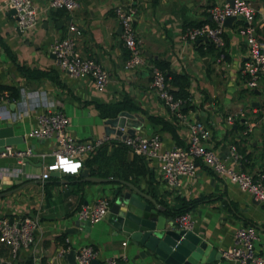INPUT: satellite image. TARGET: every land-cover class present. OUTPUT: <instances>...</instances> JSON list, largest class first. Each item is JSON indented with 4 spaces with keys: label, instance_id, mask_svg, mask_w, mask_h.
Wrapping results in <instances>:
<instances>
[{
    "label": "crops",
    "instance_id": "crops-1",
    "mask_svg": "<svg viewBox=\"0 0 264 264\" xmlns=\"http://www.w3.org/2000/svg\"><path fill=\"white\" fill-rule=\"evenodd\" d=\"M6 1L0 0V87L14 88L18 97L10 92L15 101L0 110V150L5 146L14 149L29 146L34 155L26 158L24 164L14 156L0 157V167L19 168L24 172L17 177H0V218L39 212L40 223L34 241L21 248L16 258H12L9 248L0 243V264H26L28 260L33 264H75V256H70V252L85 244L94 246L97 251L95 259L102 264L107 258L115 259L116 264H133V258L138 256L140 249L131 245L130 240L108 221L109 212L103 220L90 221L88 225L86 220L79 221L75 216V210L81 204L110 196L116 188L121 192L127 190L121 179L112 180L110 177L101 183L85 182L81 173L88 168L84 166L77 174L59 172L57 175L52 171L46 179L26 176L41 175L54 162L53 138L24 140V137L35 128L37 116L47 109H55L57 102L62 103V110L69 119L68 133L77 139L106 135L103 124L106 117L100 115L95 105L111 104L126 96L144 111H129L144 118L142 128L136 133L150 135L158 131L162 151L185 144L186 128L155 97L148 66L136 71L124 69L127 52L121 40L120 23L113 13L116 4L132 5L136 9L135 28L149 64L166 62L173 72L189 76V109L185 113L211 128L212 138L208 146L228 160L229 168L238 169L228 157L230 146L235 145L241 155L240 170L255 178L263 174L264 78L254 90L246 89L243 84L240 69L247 55V44L237 34L238 20L225 29L227 56L224 61L219 59L216 48L208 40L199 39L188 44L182 40L185 28L205 20L212 23L206 9L226 0H78V7L71 12L49 9L50 0H33L40 12V21L24 34L16 29L15 17L6 7ZM249 2L256 10V31L263 39L261 14L264 0ZM73 22L82 33L76 51L98 61L108 74L109 82L103 92L94 89L90 78H74L62 72L50 52L52 43L63 37ZM20 101L24 104L21 105ZM20 105L22 110H18ZM242 108L256 124L246 138L241 136L237 125L234 129L228 128L224 119L225 115L236 114ZM149 116L169 122L176 136L151 122ZM109 136L116 138L113 134ZM132 157L130 152L127 158ZM149 167L153 173V185L147 176L127 182L167 207L162 215L172 216L169 210L178 205V197L194 200L211 196L191 211L195 220L192 231L212 247L224 251L233 244L236 228L244 225V220H249L258 231L256 251L264 255V202H258L242 191L229 175H217L199 161L194 175L180 176L178 185L169 189L161 181L156 164ZM89 175L100 177L95 172ZM144 201L152 204L151 200ZM134 264L164 263L138 257ZM215 264L234 263L222 256Z\"/></svg>",
    "mask_w": 264,
    "mask_h": 264
},
{
    "label": "built area",
    "instance_id": "built-area-1",
    "mask_svg": "<svg viewBox=\"0 0 264 264\" xmlns=\"http://www.w3.org/2000/svg\"><path fill=\"white\" fill-rule=\"evenodd\" d=\"M7 8L15 10L16 29L24 34L35 28L40 21V12L33 0H7ZM49 9H61L73 11L78 7V0H50ZM113 13L121 26V40L126 49L127 56L124 61V69L136 71L148 66L151 74V89L155 97L168 109L172 117L182 123L186 128L187 137L183 146H175L171 149L161 150V135L158 131L150 135L135 133L122 139L116 136L115 139L123 142L133 153L143 155L149 166L156 164L161 181L167 188L178 185L180 176L194 175L199 161L205 164L217 175L227 174L231 177L242 191L248 192L258 202H264V172L260 177H253L251 174L240 170L241 155L235 145L230 146L228 157L235 162L238 169L228 167L226 158H222L211 147L208 146L212 138L211 128L203 121L189 116L182 110L183 102L178 99L170 90V83L166 74L155 64H149L141 50V39L135 28L136 9L132 5L116 4ZM206 15L212 24L200 23L185 28L182 33V40L185 43H194L199 39L208 40L217 50L221 61L226 59L227 53L224 48V36L226 26L224 22L227 17H235L234 21L239 22L237 34L247 44V55L241 64V79L246 89L254 90L258 87L261 78H264V37L260 39L256 31L257 17L256 10L251 6L249 0H233L230 2L215 3L206 9ZM264 27V11L261 14ZM81 30L76 23H70L67 33L55 40L50 52L55 56L58 68L74 78H90L93 87L98 92L106 90L109 78L103 66L93 58L82 56L76 51L77 42L81 36ZM10 101L14 102L10 91L0 88V110ZM21 105L24 101L19 102ZM19 106L18 110L23 107ZM11 117H15L11 114ZM225 125L233 128L236 122L241 121L244 128L241 131L245 137L250 136L256 124L247 114V110L240 109L236 114L225 115ZM36 126L26 134L24 140L35 138L45 140L53 138L54 156L53 164L46 168L41 175L27 174L28 178L39 177L46 179L50 172L59 171L69 175L77 174L84 166V161L92 156L96 148L102 143L110 141L108 135L93 137L89 139H77L68 133L69 119L62 110V103L57 102L53 110L47 109L37 116ZM125 131V129H120ZM34 151L26 146L24 149H14L12 146H5L0 150V157L14 156L18 162L24 164L26 158L33 156ZM24 174L19 168L0 167L2 175L18 176ZM113 189V188H112ZM112 191V190H111ZM102 196L91 203H83L75 210V216L79 221L89 220L99 222L103 220L111 207V197ZM175 221L179 229L193 230L195 220L192 212L178 214ZM39 212L33 215H24L16 218H0V243L9 248L12 258H16L19 250L28 247L35 239L36 231L39 228ZM233 244L222 251L224 259L234 264H264V255L256 251L258 231L254 225H240L234 231ZM125 245L126 242H123ZM75 264H90L96 258L97 251L94 246L85 244L75 250ZM112 258L104 260L103 264H116Z\"/></svg>",
    "mask_w": 264,
    "mask_h": 264
},
{
    "label": "water",
    "instance_id": "water-1",
    "mask_svg": "<svg viewBox=\"0 0 264 264\" xmlns=\"http://www.w3.org/2000/svg\"><path fill=\"white\" fill-rule=\"evenodd\" d=\"M226 2L233 4V0ZM10 12L15 15L14 9H10ZM235 19L227 17L224 25L230 27ZM143 123L144 118L139 113L127 110L119 112L116 117L103 120L106 135L113 134L122 139L134 135L142 128ZM122 128L125 131L120 130ZM54 172L59 174V171ZM89 173V169L82 171L83 181H108L106 178L90 176ZM120 182L127 186V190H113L108 221L124 238L130 240L131 245L140 249L138 256L133 258V264L138 257L157 259L164 264H215V261L222 259V251L212 247L196 232L179 229L173 215H162L163 211L168 210L167 207L161 206L134 184L123 180ZM144 199L151 200L152 204H147ZM85 223L88 225L90 221L86 220ZM75 254L74 250L70 252V256ZM90 264L102 263L93 259Z\"/></svg>",
    "mask_w": 264,
    "mask_h": 264
},
{
    "label": "trees",
    "instance_id": "trees-1",
    "mask_svg": "<svg viewBox=\"0 0 264 264\" xmlns=\"http://www.w3.org/2000/svg\"><path fill=\"white\" fill-rule=\"evenodd\" d=\"M204 22L210 25L212 24L209 20H205ZM237 24H239V22H237ZM157 65L162 71L165 72L166 78L168 79L170 86H172V89L170 88L171 92L176 98L182 100V110L184 112L187 111L189 109V92L187 91V87L190 80L189 76L187 74H179L173 72L170 69L169 64L166 62H156V66ZM22 71L26 74H29L28 71L23 68ZM0 88L9 90L15 98L18 97V92L14 88ZM95 106L98 109L100 115L106 118L116 117L119 112L124 110L142 111L144 113L143 110L132 104L130 99L126 96H124L122 100L116 101L111 104ZM191 107L194 108V105ZM149 120L154 124L161 125L163 129H168L172 133V135L176 136L173 127L169 124V122L165 121L164 119L155 116H149ZM236 125L240 131L243 130L244 126L241 121L236 122ZM241 136L246 138L243 135ZM130 152L133 153L131 149L126 146L123 142H120L117 139H111L110 141L102 143L98 148H96L92 156L88 157L84 161V167L90 169V172L92 173L95 172V174L100 177H111L112 180L121 179L125 181L132 180L135 182L140 177L147 176L149 178V182L151 183V185H153L152 169L149 167V164L145 157L143 155L133 153V157L128 160L127 157ZM247 157H249V154H247ZM95 166L96 168H94ZM206 199H211V196H203L194 200H187L186 198L178 197V205L169 211L174 216L190 212L195 209V207H197L199 203L206 201ZM232 206L234 205L232 204ZM244 223L249 224L251 222H249V220H244ZM26 264L33 263L31 260H28Z\"/></svg>",
    "mask_w": 264,
    "mask_h": 264
}]
</instances>
